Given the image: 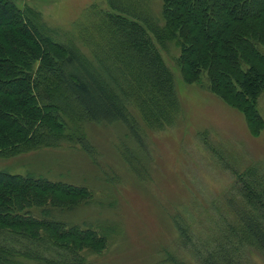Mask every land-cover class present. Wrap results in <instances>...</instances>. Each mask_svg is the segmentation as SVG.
I'll return each instance as SVG.
<instances>
[{"label": "trees", "instance_id": "16d2710c", "mask_svg": "<svg viewBox=\"0 0 264 264\" xmlns=\"http://www.w3.org/2000/svg\"><path fill=\"white\" fill-rule=\"evenodd\" d=\"M105 3L107 12L96 14L99 37L81 40L93 63L78 47L59 42L39 11L0 0V156L75 142L63 118L120 122L136 138L128 107L153 131L172 125L179 102L163 50L177 45L184 52V41L195 33L199 60L208 64L209 58L212 71L220 70L219 76L209 74L208 88L220 96L223 91L248 115L247 107L251 124L261 122L255 107L264 91V55L257 50L264 47V0H162L163 24L140 15L135 0ZM244 60L250 64L241 71ZM181 61L188 77L198 79L197 65L181 58V68ZM246 189L251 205L235 202L231 213L240 234L264 251V190L254 183ZM86 195L80 188L0 170V264H82L80 253L104 240L48 219L51 212L45 211L69 209ZM24 241L34 248L26 249ZM39 246L43 252L62 250L67 257L46 258L36 251Z\"/></svg>", "mask_w": 264, "mask_h": 264}, {"label": "rangeland", "instance_id": "374dc122", "mask_svg": "<svg viewBox=\"0 0 264 264\" xmlns=\"http://www.w3.org/2000/svg\"><path fill=\"white\" fill-rule=\"evenodd\" d=\"M13 1L39 11L59 42L78 47L95 63L81 40L99 37L96 14L107 12L105 0ZM135 1L140 15L163 24L162 0ZM195 39L199 42L197 33L188 43L183 40L184 52L177 45L163 50L179 102L172 125L153 131L128 107L136 138L120 122L63 118L66 134L71 132L75 142L0 156V170L87 193L74 207L45 211L51 212L48 219L90 230L104 240L80 253L82 264H264V251L240 234L231 213L235 202L251 205L247 183L264 190V91L255 107L261 122L251 124L254 117L246 106L248 115L223 91L224 97L208 88L209 74L219 76L220 70L212 71L209 58L208 64L199 60ZM257 50L264 55L263 46ZM181 58L197 65L198 79L188 77ZM249 64L244 60L241 71ZM16 242L20 239L7 240ZM22 245L34 248L27 241ZM40 254L67 257L62 250Z\"/></svg>", "mask_w": 264, "mask_h": 264}]
</instances>
